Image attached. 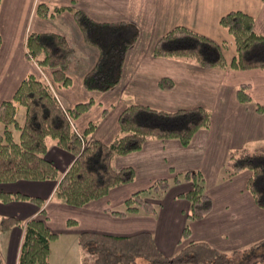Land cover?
Segmentation results:
<instances>
[{
  "label": "crops",
  "instance_id": "obj_1",
  "mask_svg": "<svg viewBox=\"0 0 264 264\" xmlns=\"http://www.w3.org/2000/svg\"><path fill=\"white\" fill-rule=\"evenodd\" d=\"M41 3L79 8L96 21H128L138 26L141 34L127 52L118 84L96 93L85 87L84 77L98 58L97 47L86 42L71 10L55 17L43 16L38 14ZM175 10L183 11L186 17L173 22L177 18H173ZM231 10L254 16L255 28L264 33V0H2L0 105L13 97L30 72L51 75L49 69L43 70L26 55V41L30 32L55 31L65 35L74 51L68 69L71 82L54 88L60 101L65 107H72L91 97L97 100L74 120L78 132H83L92 120H99L93 137L112 141L120 133L119 116L131 101L164 110L204 106L212 111L210 126L199 129L188 145L173 138H150L141 149L115 157L116 168L135 169L134 180L117 185L105 196L84 205H70L58 199L56 180L0 183V191H18L42 199L41 204L28 199L0 201V211H6L3 217H23L25 222L32 217L45 219L58 234L50 242V264H82L79 235L83 232L115 236L149 232L158 248L169 256L192 240L205 241L228 252L250 248L264 240V208L256 203L247 186L252 172L244 169L232 175L228 165L233 150L264 147V69L202 67L192 60L153 53L157 25L170 21L168 25H183L220 44L227 43L228 49L223 52L231 62L236 55V49L229 46L230 42L233 45V38L220 22ZM145 34L149 36L147 41ZM163 77L171 78L173 85L161 86ZM243 84L248 85V101L238 97L237 89ZM49 139L46 156L63 174L75 155L60 147L54 138ZM187 171L203 173L205 192L212 199L211 210L200 219L189 218L191 203L181 196L192 187L185 178ZM163 177L170 181L167 191L143 193L154 202V212L143 207L126 211V200L132 193L145 190ZM17 226L10 229L0 226V264H19L25 228ZM186 226L190 230L188 236L184 233ZM259 252L264 253V247ZM145 263L146 260L141 264Z\"/></svg>",
  "mask_w": 264,
  "mask_h": 264
},
{
  "label": "trees",
  "instance_id": "obj_2",
  "mask_svg": "<svg viewBox=\"0 0 264 264\" xmlns=\"http://www.w3.org/2000/svg\"><path fill=\"white\" fill-rule=\"evenodd\" d=\"M2 0H0V7ZM69 9L73 12L84 39L98 49L94 66L84 77L89 90L107 91L119 83L129 48L139 38V28L128 21L101 22L79 8L49 6L41 3L39 14L55 17ZM228 29L236 46V55L228 62L223 46L214 39L186 26L177 25L167 31L155 44L156 56L192 60L202 67H229L264 69V33L255 28V18L242 10H231L220 19ZM2 36L0 32V46ZM26 55L51 71L52 84L39 74L26 75L11 99L0 105V183L20 179L58 181L55 196L63 202L81 206L105 196L120 184L134 180L132 166L116 168L113 160L142 148L150 138L178 139L183 145L192 141L194 134L208 128L212 111L204 106L158 109L138 102H129L119 116L120 133L110 142L93 137L99 120L91 121L83 132H78L74 120L88 111L95 99L65 107L55 92V86L68 85V69L73 58V47L64 34L55 31L30 32L26 41ZM163 87H171L169 77L160 80ZM247 84L237 89L242 101L250 100ZM106 111H104L105 114ZM20 116V117H19ZM2 125V126H1ZM75 155L74 161L60 174L57 165L47 158L48 139ZM230 174L250 169L247 186L256 203L264 208V147L233 150L228 159ZM185 178L192 187L181 193L191 203L190 219L204 217L212 208V199L205 192V178L201 171H187ZM176 181H179L176 178ZM170 181L163 177L145 190L136 191L126 200V211L143 207L155 211V204L145 198V191L165 192ZM28 199L42 203L39 197L22 192L0 191V201ZM43 211V210H42ZM126 211H114L126 214ZM24 225L19 264H50V242L57 237L45 219L32 217L21 222L18 217L7 216L0 226L10 229ZM186 226L185 236L189 235ZM82 264H137L139 257L145 264H264V240L250 248L237 251L220 250L205 241H189L174 255L164 254L149 232L129 236H115L98 232L79 235Z\"/></svg>",
  "mask_w": 264,
  "mask_h": 264
},
{
  "label": "rangeland",
  "instance_id": "obj_3",
  "mask_svg": "<svg viewBox=\"0 0 264 264\" xmlns=\"http://www.w3.org/2000/svg\"><path fill=\"white\" fill-rule=\"evenodd\" d=\"M184 10H186V6L184 5ZM183 13V11L182 12H180V11H173V18L174 17H177L176 19H174L173 20V22H176V21H180L183 17L182 16H185L184 14H182ZM38 14H39V12H38ZM41 15V14H40ZM182 17V18H181ZM186 17V16H185ZM169 23H170V21H169ZM169 23H167V24H163V25H157V27L159 28V29H156V31H155V33L153 34V36H154V39L156 40V42L165 34L164 32L166 31L167 32V30H169V29H171L172 27H174V23H172V24H170V25H168ZM176 26V25H175ZM140 31V30H139ZM141 34V33H140ZM140 34H139V36H140ZM230 34V33H229ZM231 35V34H230ZM232 36V35H231ZM150 37H152V34H151V36ZM233 38V37H232ZM144 39H145V41H147L148 39H149V36L147 35V34H145V36H144ZM135 43V42H134ZM233 43V45L231 44V42L229 43V46L231 45V47L233 48V49H236V46H235V44H234V41L232 42ZM156 44V43H155ZM222 45H223V50L224 49H228V44L227 43H225V42H222L221 43ZM39 75L45 80V81H47L49 84L51 83L52 84V80H51V75L49 76L46 72H40L39 73ZM63 86H66V85H57V88H59V87H63ZM90 91H92V92H94V93H96V92H100V91H97V90H90ZM95 99V98H94ZM89 100V99H88ZM96 99H95V103H96ZM94 103V104H95ZM93 104V105H94ZM20 117V116H19ZM93 121V120H92ZM2 126V125H1ZM1 129H2V127H1ZM49 140H53V138H50ZM20 185V188H22L23 190H27V187H25L23 184H19ZM0 203H2V202H0ZM2 205H5V204H2ZM10 210H14V209H10ZM3 212H6V211H0V219H2V217H3ZM6 215V214H5ZM7 216V215H6ZM21 219V222H25V219L23 218V217H20ZM17 228H19V226H17ZM145 261V258H143V257H139L138 258V260H137V264H141L142 262H144Z\"/></svg>",
  "mask_w": 264,
  "mask_h": 264
}]
</instances>
